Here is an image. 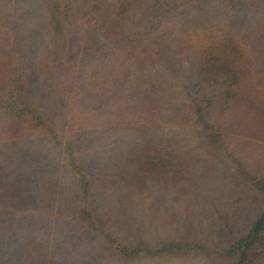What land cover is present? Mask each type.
<instances>
[{
  "label": "trees",
  "instance_id": "trees-1",
  "mask_svg": "<svg viewBox=\"0 0 264 264\" xmlns=\"http://www.w3.org/2000/svg\"><path fill=\"white\" fill-rule=\"evenodd\" d=\"M263 237L264 0H0V264H251Z\"/></svg>",
  "mask_w": 264,
  "mask_h": 264
},
{
  "label": "rangeland",
  "instance_id": "rangeland-1",
  "mask_svg": "<svg viewBox=\"0 0 264 264\" xmlns=\"http://www.w3.org/2000/svg\"><path fill=\"white\" fill-rule=\"evenodd\" d=\"M243 12H244V19H246L245 22H248L251 19H252L251 21H254L255 20V18L253 16V14L251 13V11L245 9ZM184 66H185L184 67V70L182 69V71H183V73L185 75L191 77V79L193 81V86H194L193 87L194 93L197 94V95H204L206 93V88H205L204 84H202L201 81L197 78V76H195V74L193 75V72L191 71V61L189 63V61L186 60V64L184 63ZM229 211H232V210H230L229 206H225L221 210V216L224 217V218H226L227 215H228V213H229ZM242 221H243L244 225L247 222V220H242ZM227 225H229V224L227 223ZM231 230H232V227L230 226L229 227V231H231ZM263 251H264V237H263V242L260 245H258V247L256 249V253L254 254V256L251 259V264H257L258 258L260 257L261 252H263ZM220 261L223 262L222 264H227L225 261H222V260H220ZM184 264H194V262H187V263H184ZM202 264H205L204 261H202Z\"/></svg>",
  "mask_w": 264,
  "mask_h": 264
}]
</instances>
